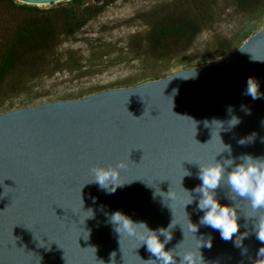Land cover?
<instances>
[{"label": "water", "instance_id": "water-1", "mask_svg": "<svg viewBox=\"0 0 264 264\" xmlns=\"http://www.w3.org/2000/svg\"><path fill=\"white\" fill-rule=\"evenodd\" d=\"M249 77L258 84V99L244 94ZM232 116L240 120L236 126L229 124ZM249 136L248 143H238ZM242 154L264 158V27L199 67L0 112V264L155 259L138 238L116 231L110 220L115 212L144 223L162 242L159 229L172 222L165 250H173L177 264L186 253L195 264H264L256 232L264 230V209H252L244 198L230 200L226 185L215 195L236 209L238 233L225 241L199 223V165ZM118 161L126 167L116 183L124 184L114 193L91 181V168ZM145 233L138 225L137 235Z\"/></svg>", "mask_w": 264, "mask_h": 264}, {"label": "rangeland", "instance_id": "rangeland-1", "mask_svg": "<svg viewBox=\"0 0 264 264\" xmlns=\"http://www.w3.org/2000/svg\"><path fill=\"white\" fill-rule=\"evenodd\" d=\"M15 2H20L14 0ZM66 0L37 4L62 5ZM83 5L92 0H82ZM247 12L232 0H215L210 20L194 36L182 37L167 51L153 48L151 30L170 18L174 0H114L91 17L57 47L60 58L72 51L73 64L27 78L11 77L0 83V112L52 100H71L94 92L135 86L162 78L181 68L199 67L234 50L246 37L264 27V0ZM230 51V52H231Z\"/></svg>", "mask_w": 264, "mask_h": 264}, {"label": "trees", "instance_id": "trees-1", "mask_svg": "<svg viewBox=\"0 0 264 264\" xmlns=\"http://www.w3.org/2000/svg\"><path fill=\"white\" fill-rule=\"evenodd\" d=\"M112 1L92 0L83 5L82 0H66L62 5L38 8L0 0V83L15 72L14 80L20 84L27 78L68 68V62L74 63L73 52L67 51L60 58L57 47ZM174 1L176 8L171 17L151 30L150 40L156 50L167 51L180 38L194 36L199 25L210 20L215 11V0ZM255 3L256 0H232L233 6L245 12ZM225 47L222 53L228 54L231 49Z\"/></svg>", "mask_w": 264, "mask_h": 264}, {"label": "clouds", "instance_id": "clouds-1", "mask_svg": "<svg viewBox=\"0 0 264 264\" xmlns=\"http://www.w3.org/2000/svg\"><path fill=\"white\" fill-rule=\"evenodd\" d=\"M191 74L194 75V73ZM244 94L251 96L253 100L260 98L261 94L258 84L251 77L248 78ZM228 111H232L231 106H229ZM246 113L251 114L250 109H246ZM229 122L230 126H236L240 123V120L232 116ZM251 139V136L241 138L238 143L244 145ZM224 151L230 152L231 149L226 146ZM125 167V163L121 161H118L115 166H94L90 169L94 177L91 181H95L106 192L114 193L117 186L124 184L116 183V181L120 171ZM185 175H190V173L185 172ZM198 178L202 183L194 191L199 194L197 208L203 212L199 223L218 230L221 238L225 241L231 240L238 233L239 225L237 223L236 209L230 205H221L216 198L215 192L218 188H221L222 184L226 185L228 192L231 193L229 195L230 200L233 201L236 197L244 198L250 202L252 209H264V158L253 157L249 154H242L236 159L229 158L223 161H217L214 158V161L206 166L199 165ZM192 201L193 198L186 205L192 203ZM110 220L116 225V231L120 235L127 234L138 238L141 241L140 244L146 245L147 251L151 256L155 257V259L144 260L146 264H177L173 250H165V244L172 239V236L168 234L172 222L167 229H159V234L164 237L162 242L156 232L148 229L144 223H133L119 212L113 213ZM138 225H142L146 229L145 234L137 235ZM261 228L264 229V225ZM190 230L196 232L197 226L195 225L194 228L190 227ZM256 232L257 238L264 242V230ZM207 246L211 247V244L208 243ZM112 255L115 256V253H112ZM179 264H195L194 255L186 253L180 257Z\"/></svg>", "mask_w": 264, "mask_h": 264}]
</instances>
